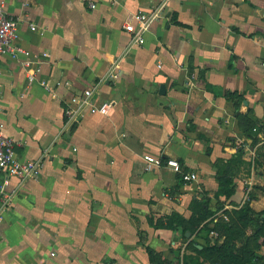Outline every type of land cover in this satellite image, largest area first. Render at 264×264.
I'll return each instance as SVG.
<instances>
[{
  "label": "crops",
  "instance_id": "0c3cea01",
  "mask_svg": "<svg viewBox=\"0 0 264 264\" xmlns=\"http://www.w3.org/2000/svg\"><path fill=\"white\" fill-rule=\"evenodd\" d=\"M1 1L40 71L28 85L21 59L0 57V122L16 158L41 169L0 193V264H149L146 247L175 264L180 234L149 218L188 219L199 197L216 208L215 162L239 153L225 206L249 186L250 207L264 208V0ZM157 6L144 44L131 45L125 22ZM93 87L108 115L66 128L65 110ZM144 155L197 181L176 189V174L146 172Z\"/></svg>",
  "mask_w": 264,
  "mask_h": 264
},
{
  "label": "built area",
  "instance_id": "2783aa9c",
  "mask_svg": "<svg viewBox=\"0 0 264 264\" xmlns=\"http://www.w3.org/2000/svg\"><path fill=\"white\" fill-rule=\"evenodd\" d=\"M115 2V0H113ZM98 0H89L88 7L91 10L96 8ZM161 8L152 9L148 12H137L125 22L124 30L130 35L131 45H143L145 34L149 32L152 24L161 17ZM35 30V26H31ZM8 56L12 59H21V65L27 70L28 85L36 82V77L40 71L39 64L33 62L29 51L19 44V32L17 21L9 16L5 11L4 3L0 0V57ZM42 54V57H46ZM264 67V64H262ZM117 65L113 64L111 71L105 77L106 80H116L118 78ZM45 86L44 82H40ZM68 87V84H64ZM98 88L93 87L83 92L73 107L65 110V127L70 128L73 124L82 120L86 115L107 116L111 107V102L96 103L94 97ZM4 125L0 122V193L9 185L11 178L27 180L40 172L41 162L39 161H20L16 158L13 151V142L6 138L3 133ZM144 169L152 172L161 168L169 169L173 174L179 175L183 183L190 184L197 181L195 173L184 172L175 159L163 160L161 157L151 155L143 156ZM250 188L245 189V195Z\"/></svg>",
  "mask_w": 264,
  "mask_h": 264
},
{
  "label": "trees",
  "instance_id": "16d2710c",
  "mask_svg": "<svg viewBox=\"0 0 264 264\" xmlns=\"http://www.w3.org/2000/svg\"><path fill=\"white\" fill-rule=\"evenodd\" d=\"M253 141L255 142L256 140L254 139ZM239 157L240 153L236 155L235 158L233 157V159L216 160L215 168L217 189L214 193V198L216 200H219L221 198L229 200L235 194V179L237 178V176L235 174L234 165L235 163H240ZM176 180V189H179L185 185L179 175H176ZM254 199L255 197L251 193L247 202L245 201L243 203L242 200L241 203L235 204L233 206L238 208L235 213L237 222L240 226L244 227L254 224L257 231H260L264 229L262 228V225L264 224V218H262L263 211L255 212L250 207V203ZM220 209L221 206H216V208L212 209L210 206L209 198L199 197L191 201L189 205V210L191 214L188 219L183 218L177 213H172L168 217L159 218V222H153L152 218H149V225L155 230L163 229L170 231L172 234L179 233L184 238V240H186L188 246L191 247L197 255H201L202 253H210L213 254V256H217L221 260H226L230 264H246L249 261V258H240V256H238L237 254L240 252L246 253L245 249L239 247L236 249L237 252H233L230 250L228 245H219L215 242H211L208 234L201 235V231H198V227L202 223H205L214 215H216ZM209 230V232H216L226 236L230 235L231 233L229 225L226 223H215L213 227ZM186 232H189L190 234V238L188 239L185 236ZM198 240L202 242L199 243ZM197 246H201L202 248L199 250ZM145 250L147 252L149 264H171L166 260L162 262L160 260V254L154 253L149 247H146ZM180 262L182 264H201L198 260L190 256H185L184 254L181 256Z\"/></svg>",
  "mask_w": 264,
  "mask_h": 264
},
{
  "label": "rangeland",
  "instance_id": "374dc122",
  "mask_svg": "<svg viewBox=\"0 0 264 264\" xmlns=\"http://www.w3.org/2000/svg\"><path fill=\"white\" fill-rule=\"evenodd\" d=\"M247 188L250 187L248 186ZM262 189H264V187ZM251 192V189L246 195L244 192V196L242 198L243 203L249 200ZM217 205L221 206V209L216 215L198 227V231H201L200 234H208L211 242H215L219 245H228L230 250L233 252H237L236 249L242 247L245 249L246 253L240 252L237 254L240 258H249V261L246 264H264V229L257 231L254 224L244 227L240 226L237 222L235 213L238 208L234 206H225L224 198L217 200ZM262 211V218H264V208L260 212ZM215 223L228 224L231 232L230 235L226 236L216 232H209V229H211ZM262 226V228H264V224ZM179 239L180 244L178 246V250L182 252V255L184 254L185 256H190L198 260L201 264H230L226 260H221L217 256H213V254L210 253L197 255L194 250L188 246V243L181 235L179 236ZM180 259L181 258H177V263L175 264H182ZM160 260L162 262L165 261V258L161 254Z\"/></svg>",
  "mask_w": 264,
  "mask_h": 264
},
{
  "label": "water",
  "instance_id": "95a60500",
  "mask_svg": "<svg viewBox=\"0 0 264 264\" xmlns=\"http://www.w3.org/2000/svg\"><path fill=\"white\" fill-rule=\"evenodd\" d=\"M165 93V87L163 85H161L159 87V94L163 95ZM185 236L188 238L190 236L189 232H186ZM197 248L201 249V246H197ZM174 256L178 257L179 256V252L178 251H174Z\"/></svg>",
  "mask_w": 264,
  "mask_h": 264
}]
</instances>
